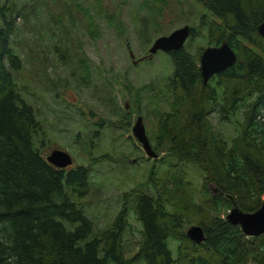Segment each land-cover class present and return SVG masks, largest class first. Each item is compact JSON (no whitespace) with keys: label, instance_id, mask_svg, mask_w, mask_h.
I'll use <instances>...</instances> for the list:
<instances>
[{"label":"trees","instance_id":"trees-1","mask_svg":"<svg viewBox=\"0 0 264 264\" xmlns=\"http://www.w3.org/2000/svg\"><path fill=\"white\" fill-rule=\"evenodd\" d=\"M194 1L214 18L198 16L206 45L224 41L235 61L202 84V48L191 54L186 42L162 51L171 71L147 104L165 105L154 112L151 148H164L169 159L161 177L149 170L144 185L152 192L141 184L123 192L118 211L100 230L79 205L89 167L56 168L39 152L40 123L14 78L21 60L10 34L20 10L0 2V264H264V232L246 236L225 220L232 207L250 212L264 197V43L256 31L264 0ZM92 27L98 31L94 19ZM194 36L189 27L187 38ZM129 92L140 98L139 87ZM120 109L124 115L133 110L125 104ZM212 115L231 123L234 135L224 139ZM102 122H94L93 137ZM187 165L199 172L198 187ZM129 213L140 229L127 256L122 237ZM190 224L202 229L203 241L185 236Z\"/></svg>","mask_w":264,"mask_h":264},{"label":"rangeland","instance_id":"rangeland-1","mask_svg":"<svg viewBox=\"0 0 264 264\" xmlns=\"http://www.w3.org/2000/svg\"><path fill=\"white\" fill-rule=\"evenodd\" d=\"M0 2L20 10L15 15L16 29L10 34L11 47L21 60L14 78L40 123L39 152L45 157L52 149H60L71 159L65 168L89 167L90 183L79 205L93 229H103L118 211L122 193L139 184L151 193L150 186L144 185L149 170L153 168L155 178L161 177L169 159L164 148H151L154 112L165 105L152 108L147 102L170 73L171 64L162 51L149 56L147 48L156 37L187 25L196 30V36L186 38L184 45L187 42L186 49L194 54L209 46L198 16L204 13L214 18L194 0ZM92 19L98 24L97 32ZM62 52L67 55L61 56ZM138 87L136 101L129 89ZM123 104L133 109L128 115L121 113ZM134 108L140 112L154 157L148 158L132 136L138 115ZM100 119L103 122L93 137L94 122ZM210 120L224 139L234 135L231 123L218 122L215 115ZM185 168L198 187L199 172L192 165ZM127 217L129 229L122 245L128 256L135 251L140 227L132 213ZM168 247L173 252L174 243L169 241Z\"/></svg>","mask_w":264,"mask_h":264},{"label":"water","instance_id":"water-1","mask_svg":"<svg viewBox=\"0 0 264 264\" xmlns=\"http://www.w3.org/2000/svg\"><path fill=\"white\" fill-rule=\"evenodd\" d=\"M256 31L264 43V20L261 21ZM189 27L182 25L171 30L166 35L156 37L147 48V54L151 55L156 51H171L180 48L188 37ZM129 56L132 57L131 53ZM198 72L201 83L204 84L210 76L222 71L235 61L234 52L224 41L217 46H205L198 55ZM126 106V105H125ZM132 136L140 144L148 158L154 157L144 128L141 123V117L137 115L131 127ZM45 160L56 168H63L71 164L70 156L63 150L52 149ZM225 220L230 224L237 225L240 231L246 236H257L264 232V197L259 206L250 212L240 211L232 207L225 214ZM187 238L194 242H201L204 239L202 229L195 224H191L184 229Z\"/></svg>","mask_w":264,"mask_h":264}]
</instances>
